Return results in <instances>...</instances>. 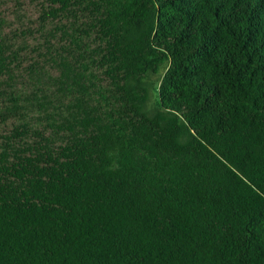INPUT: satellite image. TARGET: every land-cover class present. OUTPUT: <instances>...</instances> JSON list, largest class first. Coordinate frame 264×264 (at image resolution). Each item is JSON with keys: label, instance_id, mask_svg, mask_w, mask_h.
Returning a JSON list of instances; mask_svg holds the SVG:
<instances>
[{"label": "trees", "instance_id": "16d2710c", "mask_svg": "<svg viewBox=\"0 0 264 264\" xmlns=\"http://www.w3.org/2000/svg\"><path fill=\"white\" fill-rule=\"evenodd\" d=\"M0 264H264V0H0Z\"/></svg>", "mask_w": 264, "mask_h": 264}]
</instances>
